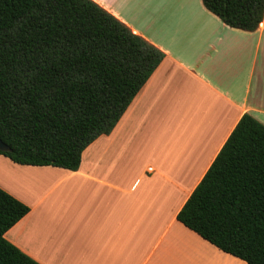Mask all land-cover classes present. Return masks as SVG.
Segmentation results:
<instances>
[{
  "label": "crops",
  "instance_id": "1",
  "mask_svg": "<svg viewBox=\"0 0 264 264\" xmlns=\"http://www.w3.org/2000/svg\"><path fill=\"white\" fill-rule=\"evenodd\" d=\"M165 53L78 169L0 153L30 211L4 234L41 264H249L177 215L244 113L264 124V18L227 25L203 0H94Z\"/></svg>",
  "mask_w": 264,
  "mask_h": 264
},
{
  "label": "trees",
  "instance_id": "2",
  "mask_svg": "<svg viewBox=\"0 0 264 264\" xmlns=\"http://www.w3.org/2000/svg\"><path fill=\"white\" fill-rule=\"evenodd\" d=\"M254 31L264 0H203ZM165 53L94 0H0V153L76 170L117 125ZM30 207L0 187V264H41L4 234ZM177 218L225 252L264 264V124L244 113Z\"/></svg>",
  "mask_w": 264,
  "mask_h": 264
},
{
  "label": "water",
  "instance_id": "3",
  "mask_svg": "<svg viewBox=\"0 0 264 264\" xmlns=\"http://www.w3.org/2000/svg\"><path fill=\"white\" fill-rule=\"evenodd\" d=\"M9 145L6 144L1 138H0V149L2 150H9Z\"/></svg>",
  "mask_w": 264,
  "mask_h": 264
}]
</instances>
